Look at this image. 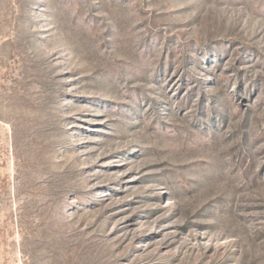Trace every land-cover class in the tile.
Wrapping results in <instances>:
<instances>
[{
	"label": "rangeland",
	"instance_id": "obj_1",
	"mask_svg": "<svg viewBox=\"0 0 264 264\" xmlns=\"http://www.w3.org/2000/svg\"><path fill=\"white\" fill-rule=\"evenodd\" d=\"M0 264H264V0H0Z\"/></svg>",
	"mask_w": 264,
	"mask_h": 264
}]
</instances>
